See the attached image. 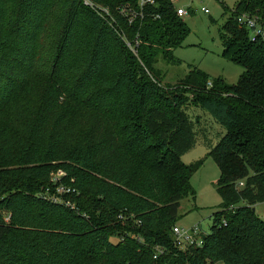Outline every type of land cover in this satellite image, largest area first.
<instances>
[{
    "label": "trees",
    "instance_id": "1",
    "mask_svg": "<svg viewBox=\"0 0 264 264\" xmlns=\"http://www.w3.org/2000/svg\"><path fill=\"white\" fill-rule=\"evenodd\" d=\"M93 1L110 16L81 0H0V264H264V38L239 22L264 24V0L223 13L237 83L191 66L173 85L156 64H177L190 30L172 1ZM199 142L205 156L183 163ZM208 158L222 203L181 246L180 201ZM59 185L73 190L63 201Z\"/></svg>",
    "mask_w": 264,
    "mask_h": 264
},
{
    "label": "rangeland",
    "instance_id": "2",
    "mask_svg": "<svg viewBox=\"0 0 264 264\" xmlns=\"http://www.w3.org/2000/svg\"><path fill=\"white\" fill-rule=\"evenodd\" d=\"M175 8L183 7L188 11L182 17L189 27L190 34L182 42L181 46L174 50V56L178 61L175 65H166L162 60L157 62V68L166 73L164 84H175L181 79L191 66L199 67L209 77V83L213 78H222L227 83L235 84L243 72L242 68L222 57L223 48L219 39L218 29L226 21L223 13L226 8L234 10L238 0H171ZM202 8L208 13L202 12ZM196 119L209 125L210 136L214 137L219 127L214 124L199 107L194 109ZM201 125V124H199ZM214 144V143H213ZM208 146L199 142L194 148L185 153L182 162L189 164L204 157ZM220 170L216 163L208 158L191 178V186L195 190L194 197H185L178 209L180 219L177 226L183 229L198 225L201 232L209 233L214 210L222 203L215 181L219 178ZM257 215L264 214V203L255 206ZM219 264V263H218Z\"/></svg>",
    "mask_w": 264,
    "mask_h": 264
},
{
    "label": "built area",
    "instance_id": "3",
    "mask_svg": "<svg viewBox=\"0 0 264 264\" xmlns=\"http://www.w3.org/2000/svg\"><path fill=\"white\" fill-rule=\"evenodd\" d=\"M81 1L83 5L89 6L90 8L94 9L102 17L110 16V12L108 8L97 5L93 0H81ZM152 2L153 0H138V4L140 8ZM201 10L205 14L208 13L207 9L202 8ZM176 13L179 17H184L185 15L189 13V11L183 7H180V8H176ZM241 17L242 18L239 19L240 20L239 22L243 24L246 27V29L250 32L251 39L254 40L257 36H261V38H264V24H262L261 20H259L257 17L250 18L245 15H241ZM62 176H63V172H60V171L53 174L52 182L56 183L57 180H59ZM239 185L242 186V183H239ZM55 190H56V194L60 196H56V195L51 196V193L49 190H47L46 195L49 197L51 196V198L57 197L55 199L59 201H63L61 198L63 194L70 193L71 191H73L68 186H65V185L63 186L59 185L56 187ZM68 202L69 201L66 202L67 205L69 204ZM199 230L200 228L198 225H195L191 228H186V229L175 226L173 228V233H175V235L177 236V239H178L177 243L181 246H184L186 244H190L196 241L195 238H196L197 233H199L198 232ZM199 243L201 244V241Z\"/></svg>",
    "mask_w": 264,
    "mask_h": 264
}]
</instances>
